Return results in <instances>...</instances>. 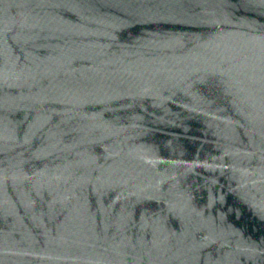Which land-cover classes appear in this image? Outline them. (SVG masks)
Here are the masks:
<instances>
[{"label": "water", "instance_id": "95a60500", "mask_svg": "<svg viewBox=\"0 0 264 264\" xmlns=\"http://www.w3.org/2000/svg\"><path fill=\"white\" fill-rule=\"evenodd\" d=\"M0 264H264V0H0Z\"/></svg>", "mask_w": 264, "mask_h": 264}]
</instances>
